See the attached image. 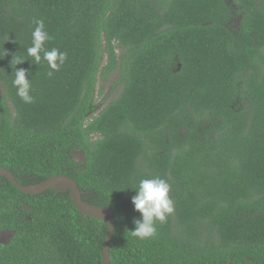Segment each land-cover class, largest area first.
<instances>
[{"label":"trees","instance_id":"16d2710c","mask_svg":"<svg viewBox=\"0 0 264 264\" xmlns=\"http://www.w3.org/2000/svg\"><path fill=\"white\" fill-rule=\"evenodd\" d=\"M36 20L68 54L51 78L27 54ZM15 67L31 72L32 104ZM116 70L120 97L85 125ZM0 86V168L24 186L69 176L112 208L111 264H264V0H0ZM154 177L175 210L139 240L132 197ZM108 227L69 191L26 195L0 176V230L16 232L0 264H103Z\"/></svg>","mask_w":264,"mask_h":264},{"label":"clouds","instance_id":"9594fccd","mask_svg":"<svg viewBox=\"0 0 264 264\" xmlns=\"http://www.w3.org/2000/svg\"><path fill=\"white\" fill-rule=\"evenodd\" d=\"M34 23L36 26L32 31L31 46L27 48V54L34 59L36 65H40L42 61L47 62L50 69L47 76L51 78L53 73L60 71L61 67L66 63L68 54L58 48L49 50L46 44L51 40V36L45 28L44 21L36 20ZM24 62L15 55L11 65L17 66ZM13 70L14 79L12 84L16 89V95L25 104L34 103V97L31 94V80L27 78L31 75V72L17 69L16 67ZM87 119L88 117H86L84 122L85 125L88 124V122L86 123ZM93 137L96 139V135ZM134 191L136 194L132 197V204L135 211L140 213V218L133 221L134 229L127 232L139 240L151 239L157 234V222H165L175 210L174 202L170 195L171 185L167 180L160 177L143 178L139 180L138 187Z\"/></svg>","mask_w":264,"mask_h":264},{"label":"water","instance_id":"95a60500","mask_svg":"<svg viewBox=\"0 0 264 264\" xmlns=\"http://www.w3.org/2000/svg\"><path fill=\"white\" fill-rule=\"evenodd\" d=\"M73 159L76 165L83 164V166L79 168V171H83L88 162V157L86 152L75 151L73 153ZM0 176L8 179L17 190H19L20 192L26 195L44 194L52 189H56L57 187H60L65 192L69 191L72 194L74 205L81 214L101 221H107L109 227H108L106 244L102 253V258H103V264H111L110 251H111V246L115 235V231L117 228V223L114 219V211L112 208L99 207L84 202L79 185L73 178L66 175L53 176L49 180H46L44 182L32 186H24L20 184L16 180L15 176L5 168H0ZM15 235H16L15 231L0 230V245H5V246L9 245L13 240V238L15 237Z\"/></svg>","mask_w":264,"mask_h":264},{"label":"rangeland","instance_id":"374dc122","mask_svg":"<svg viewBox=\"0 0 264 264\" xmlns=\"http://www.w3.org/2000/svg\"><path fill=\"white\" fill-rule=\"evenodd\" d=\"M230 4L231 2H229V5ZM233 9H234L233 10L234 13L238 11V7H233ZM239 20H240V16L239 14H237L231 25L233 30H235L236 27L238 26ZM106 62H107V56L105 55L103 58V63H105L104 65H106ZM174 68L175 70H178L180 68L178 65V62H175ZM118 79H119L118 70L110 73L104 81L100 77V81L95 89V95H94V99L92 102L93 111L91 112L94 113V115H90L86 123L91 122L92 118L97 116L109 104L113 103L120 97L122 90H123V86H124L123 83H120L119 85H116L115 88H113V86L118 82ZM0 90L1 92H3V89L1 86H0ZM101 90H102V93H101ZM8 105L10 109L13 111L11 104L8 103Z\"/></svg>","mask_w":264,"mask_h":264},{"label":"flooded vegetation","instance_id":"af4514ba","mask_svg":"<svg viewBox=\"0 0 264 264\" xmlns=\"http://www.w3.org/2000/svg\"><path fill=\"white\" fill-rule=\"evenodd\" d=\"M92 109H93V107H92ZM90 115H94V113L90 112L87 117H89Z\"/></svg>","mask_w":264,"mask_h":264}]
</instances>
